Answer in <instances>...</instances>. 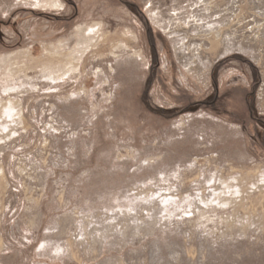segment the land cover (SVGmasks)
<instances>
[{
    "label": "rangeland",
    "instance_id": "1",
    "mask_svg": "<svg viewBox=\"0 0 264 264\" xmlns=\"http://www.w3.org/2000/svg\"><path fill=\"white\" fill-rule=\"evenodd\" d=\"M0 264H264V0H0Z\"/></svg>",
    "mask_w": 264,
    "mask_h": 264
}]
</instances>
